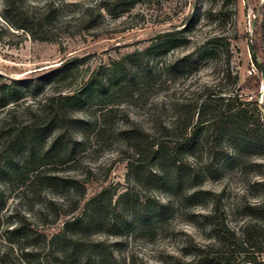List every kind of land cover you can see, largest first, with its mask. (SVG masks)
Instances as JSON below:
<instances>
[{
    "label": "rangeland",
    "instance_id": "rangeland-1",
    "mask_svg": "<svg viewBox=\"0 0 264 264\" xmlns=\"http://www.w3.org/2000/svg\"><path fill=\"white\" fill-rule=\"evenodd\" d=\"M98 1L57 0L62 5V25L55 31L56 40L41 41L9 28L2 18L0 0V84L19 86L12 81H34L69 59L81 60L68 78L42 85L39 93L24 91L15 106L20 110L48 96H58L60 87L62 94L75 96L70 107L78 116L98 121V127L87 132L89 140L77 157L79 162L58 164L55 168L61 176L83 180L82 205L104 188L107 203L113 197L107 206L104 232L92 234L91 239L111 245L127 264H176L177 259L190 257V240L202 244L213 240L205 217L214 205L209 191L220 197L230 226L248 220L238 206L242 200L258 201L263 196L260 180L264 179V145L243 134L227 132L222 135L227 153L215 169L206 168L197 179H185L177 187L172 182L136 177L128 169L126 153L122 152L125 143L119 132L135 123L151 131L160 123H170L177 112L176 104L196 97L203 86H225L226 90L245 86L243 92L249 98L259 86V102L264 101V81L252 58L254 51L264 66V11L259 9L263 0H136L123 16L114 17L103 11L98 25L85 29L87 25L78 18L87 7H94L92 12L97 13ZM175 33L181 38L176 43L167 36ZM156 45L158 48L147 52L142 64L129 56ZM254 45L258 46L257 51ZM207 48H214L215 53L203 57L195 67L190 68L186 61L173 63L188 54L194 58L202 56ZM228 60L232 76H239L238 84L233 78L224 79ZM118 64L125 66L123 73ZM96 76L101 84L88 85V80ZM254 76L259 80L251 78ZM86 93L89 97L76 103ZM249 110L254 114L250 120L256 119L252 105ZM104 120L108 122L103 126ZM103 127V134H97ZM201 150L199 146V156ZM125 192L129 193L125 201L115 204L119 194ZM41 193V197L30 195L27 201L20 202L8 192L11 197L7 208H32L35 212L31 214H35L42 202L53 198L63 212L67 199L79 198L73 192L66 200L54 193ZM168 200L170 207L163 216L149 215L157 201ZM66 218L62 215V220ZM61 225L59 221L48 226L49 232ZM109 230L116 235L107 233ZM233 254L237 256V252ZM257 259L264 264V252L257 253Z\"/></svg>",
    "mask_w": 264,
    "mask_h": 264
},
{
    "label": "trees",
    "instance_id": "trees-1",
    "mask_svg": "<svg viewBox=\"0 0 264 264\" xmlns=\"http://www.w3.org/2000/svg\"><path fill=\"white\" fill-rule=\"evenodd\" d=\"M135 3L136 0H99L95 6L97 13L92 12L94 7H87L78 20L87 25L85 29H93L103 11L120 17ZM61 7L57 0H45L42 4L3 0L2 18L9 28L22 31L32 39L54 41L55 31L63 21ZM259 9L264 11V0ZM167 36H171L174 43L181 39L176 33ZM254 47L257 51L258 46ZM155 48L158 46L129 56L142 64L147 52ZM213 53L214 48H207L202 56L194 58L193 54H188L173 63L186 61L192 68ZM252 58L263 80V65L254 51ZM230 61H227L224 79L231 81L233 78L238 84V74L232 76L230 72ZM80 64L79 59H69L34 81H12L19 86L0 84V264H127L111 245L91 239L92 234L104 232L107 225V206L113 202L112 196L108 203L104 199L107 188L82 205L85 197L83 180L76 176H61L55 168L58 164L79 162L77 157L89 140L87 132L95 130L98 121L78 116L70 107L75 96L62 94V87L58 96H48L36 105L29 104L20 110L15 106L24 91L39 93L42 85L65 80ZM118 67L123 73L125 66L118 64ZM251 78L259 80L256 76ZM99 83V76L87 82L90 86ZM250 83L248 81L247 85ZM244 87L226 90L225 86H203L196 97L176 104L177 112L170 123H160L153 131L136 123L121 128L119 134L125 143L122 152L127 155L124 157L128 169L138 178L142 175L146 180L172 182L180 187L185 179H197L204 169H215L223 160L227 153L222 145L223 134L237 132L264 145V101L259 102V86L254 94H250L251 98L243 92ZM87 97L86 93L76 103L84 102ZM250 105L256 119L250 120L254 117L249 112ZM107 122L104 120L103 126ZM103 131L104 127L97 134H103ZM199 146L202 148L200 156L197 154ZM260 185L263 192L260 200L245 199L239 203L238 208L249 218L235 227L227 222L220 197L209 191L214 197V205L205 217L213 240L208 244L190 240L187 243L190 257L179 258L176 264H259L257 253L264 252V179L260 180ZM43 191L60 195L65 200L73 192L79 194V198L64 200L62 206L66 204L67 209L63 212L59 211L53 198L42 202L35 214H31L35 212L32 208H7L11 193L24 202L30 195L40 196ZM128 195L127 192L119 194L115 204L125 201ZM155 204L149 211L152 218L163 216L170 207L169 200ZM62 215L67 218L62 220ZM146 217L143 214L142 218ZM59 221H62L61 227L49 232L48 226ZM109 231L110 235L117 233ZM234 252H237L236 257Z\"/></svg>",
    "mask_w": 264,
    "mask_h": 264
},
{
    "label": "water",
    "instance_id": "water-1",
    "mask_svg": "<svg viewBox=\"0 0 264 264\" xmlns=\"http://www.w3.org/2000/svg\"><path fill=\"white\" fill-rule=\"evenodd\" d=\"M262 71H263V80H264V66H262Z\"/></svg>",
    "mask_w": 264,
    "mask_h": 264
}]
</instances>
